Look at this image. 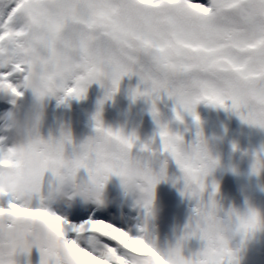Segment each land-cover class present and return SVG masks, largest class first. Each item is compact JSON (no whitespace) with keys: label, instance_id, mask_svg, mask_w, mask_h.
<instances>
[{"label":"snow or ice","instance_id":"snow-or-ice-1","mask_svg":"<svg viewBox=\"0 0 264 264\" xmlns=\"http://www.w3.org/2000/svg\"><path fill=\"white\" fill-rule=\"evenodd\" d=\"M25 47L28 62L22 63L20 50ZM80 73L82 82L69 87ZM105 75L112 82L106 100L119 91L123 77L136 75L144 90H134L133 100L171 90L177 107L192 114L197 124L195 105L203 100L228 107L247 124L264 126L248 108L264 107V0H0V92L21 97L24 85L38 98L44 90L63 93V102L82 98L87 85ZM188 90L198 95L190 97ZM151 114L164 151L192 177L198 192L191 196L199 199L206 187L202 155L197 150L199 162L185 158L178 148L183 138L170 137L159 126L155 107ZM175 118L183 123L179 111ZM94 121L96 132L124 148L135 146L134 137L105 128L99 111ZM64 143H71V138L30 140L19 151L0 148V175L18 169L25 154L38 160L42 169L58 166L60 161L51 154ZM254 160L252 171L258 175L264 159L257 155ZM75 168L86 171V159H77ZM109 170L116 175L124 171L110 166ZM145 179L154 189L155 181ZM51 190V184L41 181L39 193L21 189L15 195L0 194V217L9 218V234L0 237V264H9L5 249L12 253L24 246V238L14 231L17 224L32 233L42 230L29 237L38 245L40 264H47L42 241L49 238L62 244L72 264H235L226 248L219 254L181 258L184 241L205 238L203 227H187L176 249L163 253L154 239L143 238L142 227L140 235H133L126 226L91 210L70 223L66 207L51 203ZM150 204L147 201L145 208ZM235 222L244 232H254L261 217L249 210Z\"/></svg>","mask_w":264,"mask_h":264},{"label":"clouds","instance_id":"clouds-1","mask_svg":"<svg viewBox=\"0 0 264 264\" xmlns=\"http://www.w3.org/2000/svg\"><path fill=\"white\" fill-rule=\"evenodd\" d=\"M27 52L26 47L20 50L22 63L28 62ZM83 75V73H80L79 76L73 78L71 85L76 86L82 82L81 77ZM95 83H99L105 89L106 95L112 92V82L108 76H102ZM91 84L87 85L86 91ZM22 87H24V92L30 90L24 85ZM170 91L166 90L162 93H157L155 96L145 98L151 106V113L153 107L158 112L157 119L159 126L166 128L170 137L177 135L182 137L181 134L174 132L172 129V125L177 122L175 116L173 118H166L158 108L162 94L172 99ZM0 93L5 97H11L6 90ZM115 94L112 95V98ZM56 95L57 93L54 90H44L42 98H38L34 94L37 101L40 102L46 98H54ZM186 95L192 97L198 94L188 90ZM19 99L20 97H11L13 111L5 115L3 125L0 127V130L5 134L12 133V148L19 151L30 140L41 139L46 142H57L62 141L65 136L71 138V143L62 144L58 152L54 151L51 154L53 159L60 161L59 165L55 167L49 166L47 169H42L38 160L33 159L27 154L22 156L18 169H6L0 175V194L15 195L21 189L28 193H39L41 191V181H47L52 185L50 199L54 206L63 205L64 207L72 208L79 204L82 207H98L105 200L107 185L112 181L113 177H116L119 180L121 198L135 197L136 205L142 210L141 227L144 229L142 233L143 238L151 242L154 239L152 234L153 222L158 220L160 210L154 203L155 188H150L145 178L151 177L155 181V187L162 182L170 183L174 188L178 187L181 193L190 199L193 198L191 193L198 192L197 185L192 177L176 165L169 154L164 151L162 143L160 147L156 146L154 137L141 138L134 130L127 136L134 137L135 146L127 149L115 142L112 138L94 131L92 136L82 143L76 144L73 142L71 130L67 127H62L57 138L50 137L45 140L41 137L39 131L42 114L37 115L31 124L18 120L15 109L17 108L16 101ZM202 103L208 104L201 100L196 103L195 108ZM248 108L255 114L260 124H264V107L249 104ZM196 125L195 141L185 143L183 140L178 145V148L185 158L196 160V162H199L196 157L197 150L199 151L203 157V166L206 169L205 180L206 177L213 175L221 168L219 155H214L216 146L220 143V137H213L210 140L204 135L201 123H196ZM248 125L264 131V126ZM117 131L122 132V130ZM7 138V135L0 138V142ZM82 145H87V148L82 150ZM80 157H84L87 162V169L84 171L87 174L86 177L81 175V171L75 168V161ZM173 163L177 166V173H170V168ZM254 163L255 160H253L252 168ZM109 166L111 168H123V175L114 174L109 170ZM202 196L203 193H199L197 205L187 219L183 234L176 238L175 244H172L170 241H165L163 248L157 244L156 246L163 253H167L169 250H175L177 244L182 240L187 227H203L206 233L205 238L200 239L203 241V247L199 251L185 256L184 247L187 241H184L180 249L182 259L187 261L197 256H204L205 254H219L226 248L233 253L235 264H241L242 253L252 241L253 233L264 228V217L250 205L247 213L242 214L233 208L224 209L219 206L214 199V195L209 198L208 203L203 202ZM149 200H151V204L148 208H145L144 205ZM249 210L256 211L261 217V224L254 232H244L240 229L238 223L235 222V217L246 216ZM14 231L18 236L24 238V246L20 251H14L12 253H9L5 249L4 255L9 257V264H31V251L33 248H39L37 243L29 237L32 235L38 236L42 230L32 233L23 225L17 224ZM8 234L9 218L0 217V237H7ZM42 245L47 253V264H72L70 257L64 251L59 241L49 238L42 241Z\"/></svg>","mask_w":264,"mask_h":264},{"label":"bare ground","instance_id":"bare-ground-1","mask_svg":"<svg viewBox=\"0 0 264 264\" xmlns=\"http://www.w3.org/2000/svg\"><path fill=\"white\" fill-rule=\"evenodd\" d=\"M71 87V84H69ZM144 90V85L136 75L125 76L119 84V91L112 99H105V89L99 83H92L82 98L69 97L61 102L63 93H57L54 98L37 101L31 90L24 92L16 101L15 109L18 120L31 124L37 115H41L40 135L47 140L57 138L62 127L71 130L73 142L82 143L94 134V117L100 113V119L105 128L114 131L122 130L125 136L136 131L141 138L154 137L157 147L161 146L159 128L154 120L150 104L145 97L132 98L134 90ZM103 102V103H101ZM11 104V97L0 93V127L4 117L13 107L6 109L1 104ZM230 106V102H228ZM159 110L166 118H173L180 112L183 123L172 125L174 132L181 134L185 143H192L196 139L197 125L192 114L177 107L174 99L162 94L158 104ZM202 108H208L209 115L203 116ZM199 117L204 135L210 140L220 137L214 155L218 154L221 168L213 175L205 178V191L202 200L209 202L214 195L217 204L224 209L233 208L246 214L249 205L264 217V169L254 174L252 164L259 155L264 159V131L243 122L236 113L228 107H218L200 104L195 108ZM137 125L138 128L134 129ZM7 135V139L0 142V148L12 147V133L5 134L0 130V138ZM175 163L170 173H177ZM86 177V172L81 170ZM217 186L214 189L213 186ZM196 198H187L182 195L178 187L170 183H160L155 187V206L160 210L158 220L153 222L152 234L157 245H165V241L175 244L176 238L183 234L187 219L197 205ZM99 214L108 221H114L126 226L133 235H140L142 210L136 205L135 197L121 198L119 180L113 177L107 185L106 197L100 206L82 207L79 204L72 208L66 207L65 218L70 223H77L81 216L89 211ZM203 241L199 238L188 240L184 247L185 256L199 251ZM31 264H40L41 255L37 248H33L30 255ZM241 264H264V228L253 233V239L242 253Z\"/></svg>","mask_w":264,"mask_h":264}]
</instances>
